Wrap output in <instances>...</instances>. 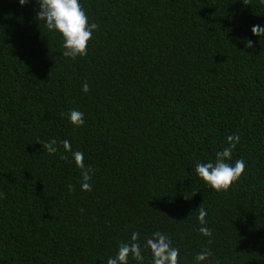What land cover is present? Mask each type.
<instances>
[{"label": "trees", "instance_id": "trees-1", "mask_svg": "<svg viewBox=\"0 0 264 264\" xmlns=\"http://www.w3.org/2000/svg\"><path fill=\"white\" fill-rule=\"evenodd\" d=\"M81 4L98 27L69 58L36 0H0V264H106L133 231L167 235L180 264L203 249L202 264H264V35L251 32L264 3ZM233 134L245 172L215 191L192 167ZM51 139L55 153L42 147ZM65 139L84 153L90 191Z\"/></svg>", "mask_w": 264, "mask_h": 264}, {"label": "clouds", "instance_id": "clouds-1", "mask_svg": "<svg viewBox=\"0 0 264 264\" xmlns=\"http://www.w3.org/2000/svg\"><path fill=\"white\" fill-rule=\"evenodd\" d=\"M23 5L27 0H18ZM39 5V11L36 12V18L43 21L47 30L53 33H59L62 38L63 55L69 58L84 56L87 54V46L93 33L97 29V24L91 22L84 11L81 0H36ZM264 3V0H261ZM251 32L254 35H264V24L252 25ZM248 47L252 46V41H245ZM88 84L83 83L82 92H87ZM68 121L76 126H82L84 121L83 112L77 109H70L67 114ZM227 146L215 152L214 160L198 161L192 167V172L201 179L209 188L215 191L227 190L233 182L238 180L245 172V161L243 159H231L232 149L239 143V135H228L226 138ZM66 152L71 153V159L80 171L81 191H90L91 169L84 165V153L73 151L70 142L65 139L62 141ZM57 141L51 139L42 144L43 150L48 153L57 151ZM69 192L72 186H68ZM197 220L201 225L199 233L204 237H211L212 232L206 226L205 217L207 210L201 206L197 208ZM150 252L149 264H180L178 260L179 249L173 246L171 239L160 231L152 232L150 236L142 241L137 232L133 231L127 242H122L115 255L107 258L106 264H128V258L131 256L138 264H143V252ZM211 255L210 250L203 249L192 257L191 264H202Z\"/></svg>", "mask_w": 264, "mask_h": 264}]
</instances>
